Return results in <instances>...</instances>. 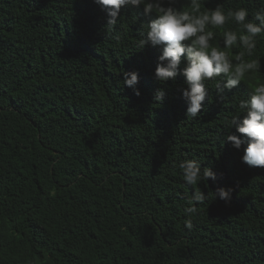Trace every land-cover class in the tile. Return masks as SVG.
Instances as JSON below:
<instances>
[{"label":"trees","instance_id":"obj_1","mask_svg":"<svg viewBox=\"0 0 264 264\" xmlns=\"http://www.w3.org/2000/svg\"><path fill=\"white\" fill-rule=\"evenodd\" d=\"M218 3L249 18L261 6H205ZM106 21L93 0H0V264H264V169L242 163L246 144L224 143L239 135L228 126L239 102L264 82V41L260 71L222 94L206 82L192 119L183 76L160 84L159 49L136 46L142 8L122 9L114 29ZM132 71L139 97L123 86ZM186 158L216 181L187 185ZM221 187L233 189L227 204L214 197ZM195 190L208 198L189 230Z\"/></svg>","mask_w":264,"mask_h":264},{"label":"clouds","instance_id":"obj_2","mask_svg":"<svg viewBox=\"0 0 264 264\" xmlns=\"http://www.w3.org/2000/svg\"><path fill=\"white\" fill-rule=\"evenodd\" d=\"M105 13L107 27L114 29L124 8L141 9L147 18L145 31L136 46L157 47L160 51L154 79L166 85L176 82L183 76L184 85L178 87L186 104V117L192 119L202 112L209 98L206 82L214 81L218 93L232 90L241 85L246 77L257 73L261 68V58L257 55L258 44L264 41V0L261 6L251 12L246 7H228L218 3L208 8V0H93ZM180 5L177 7V5ZM234 24L235 27L227 25ZM218 29L221 39L215 38ZM119 39V37H116ZM242 49L241 51H233ZM247 57V59H246ZM255 57V58H253ZM123 86L133 94L141 95L139 72H123ZM165 87L154 93V101L164 102ZM239 112L228 121V126L237 134H228L224 143L243 149L242 163L251 168L264 169V82L255 84L246 99L239 102ZM183 180L187 185L209 179L216 181L217 175L211 168H201L198 159H184L178 164ZM232 188H217L213 193L226 204L230 201ZM208 195L195 190L188 197L184 221L187 229L193 227L191 217L198 212L197 205L206 202Z\"/></svg>","mask_w":264,"mask_h":264}]
</instances>
